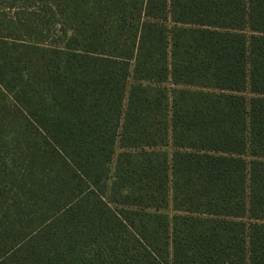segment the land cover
<instances>
[{"label": "trees", "instance_id": "1", "mask_svg": "<svg viewBox=\"0 0 264 264\" xmlns=\"http://www.w3.org/2000/svg\"><path fill=\"white\" fill-rule=\"evenodd\" d=\"M0 264H264V0H0Z\"/></svg>", "mask_w": 264, "mask_h": 264}, {"label": "rangeland", "instance_id": "2", "mask_svg": "<svg viewBox=\"0 0 264 264\" xmlns=\"http://www.w3.org/2000/svg\"><path fill=\"white\" fill-rule=\"evenodd\" d=\"M164 23L168 26L169 29H171V28L173 27V25H174L173 22L171 21V19H170L169 16H168V18L164 21ZM168 60H169V64L171 65V57H170V56H169ZM132 72H133V65H132V67H131V74H132ZM134 83H135V82H134L133 78L131 77V78L128 80V84H127V92H126V100H125V102H124V109H125V107H126V102H127V97H128V94H129V90H130L131 86H132ZM162 86H164V87H166V88L168 89V92H169V95H170V99H171L172 91H173V89L175 88L174 84H172L171 80L169 79V81L165 82ZM246 96H247L248 98H250L251 95H250L249 93H246ZM119 132L121 133V127H120ZM119 145H120V144H119V141H118V143H117V145H116V148H117V149H116V155H115V157H114V159H113V162H112V164H111V170H112V171H111V176H113L114 173H115V166H116L117 157H118L119 154L122 152V149L120 148ZM162 151L167 152V153L169 154V156L172 157V154H173V151H174V148L172 147V143L170 142L169 145H167L166 147H163V148H162ZM246 159H247V160H250L249 157H246ZM165 213H167V214L170 216V218H173V217L176 215V212L173 210L172 205H170L169 208L165 210Z\"/></svg>", "mask_w": 264, "mask_h": 264}]
</instances>
